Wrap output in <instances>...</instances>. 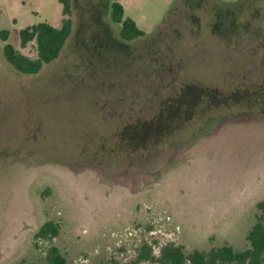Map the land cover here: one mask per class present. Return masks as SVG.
<instances>
[{"label":"rangeland","instance_id":"1","mask_svg":"<svg viewBox=\"0 0 264 264\" xmlns=\"http://www.w3.org/2000/svg\"><path fill=\"white\" fill-rule=\"evenodd\" d=\"M70 1L65 16L58 0H0V30H8V42L32 59L36 45L22 48L19 31L39 22L60 28L64 19L71 20V34L59 57L36 75H21L9 66L0 42V264H47L49 247H56L66 264H128L147 248L158 258L167 244L185 253L226 244L237 251L247 248L256 204L264 200V123L233 122L218 131L214 123L205 130L193 124L173 138L178 146L161 145L154 157L130 148L127 152L117 132L110 141L92 145L85 139L93 127L98 136L108 134L104 128L109 126L101 121L106 102L131 115L128 124L149 118L138 107L122 106L117 97L114 101L105 94L120 90L119 84L110 87L105 81L116 63L95 60L108 53L98 48L100 42L119 44L120 26L111 20L113 2L124 7L125 16L142 32L160 29L157 37L165 38V45L155 49L159 63L175 72L179 90L185 69L202 79L222 81L230 74L220 53L211 54L208 40L217 37L188 32L197 24L190 23L192 17L199 18L204 32H211L212 15H236L254 42L239 52L245 62L238 68V83L264 79V0ZM93 29L105 32L106 40H96ZM151 42L150 37L133 42L120 53L135 55L138 43ZM189 43L198 52L187 50ZM200 50L206 55H199ZM132 59L126 57L125 71L118 64L114 75L145 69ZM207 85L226 87L230 93L245 86ZM220 113L206 121L236 115ZM47 222L58 225L57 236L37 239Z\"/></svg>","mask_w":264,"mask_h":264},{"label":"flooded vegetation","instance_id":"2","mask_svg":"<svg viewBox=\"0 0 264 264\" xmlns=\"http://www.w3.org/2000/svg\"><path fill=\"white\" fill-rule=\"evenodd\" d=\"M235 16L236 15H212V19L215 20V22L213 23L211 32L209 30L204 32V30L199 27L200 21L198 17L190 18V23L192 25L197 23V27L195 25L192 30L188 29V32L194 35H204V33H206L208 36L214 35L219 39L217 40V38L213 39L210 37V40H208V44H211L213 48L211 54L220 53V61L228 66L230 74L225 76L222 81L217 80V78L202 79L201 77L198 78L188 74L183 65L185 71H183V75L180 76H185L186 80L182 82L185 84L182 88L180 87L179 90H176L174 87L176 83L175 72H172L173 70H168L169 67L167 65L161 67L159 63L157 51L155 49L165 45L163 44L165 38L157 37V35H160L159 28L150 35L149 33L143 32L144 35L130 41L122 40L119 37L120 39L117 38L119 44L110 43L108 41L100 42L98 48H103L107 50L106 52L108 53L104 58L97 56L95 60L102 59L107 62L116 63L113 66L114 70L112 74H109L105 81L110 87L116 86L115 84H119L120 86L119 92L108 91L105 92V94H109L113 100L117 97L119 100L118 104L122 106L128 103L129 106H131L130 109L138 107L137 111L141 114L148 115L149 118L144 119L141 117L134 121L135 123L128 124L127 116L131 115H128L126 112H120V110L117 109V105L112 103V101L106 102L102 107L104 109L102 115H104L103 117L105 118L101 121L103 125L106 124L109 126H105L107 128H104V130L108 131V134L98 136L95 133V127L90 128V132L85 139L88 141V145L96 144L99 141H110V138H113L112 134L117 132L120 137L119 141L122 142L121 147L126 148V151L127 148H130L140 154L148 153L151 154V157H154L158 155V149L161 145L166 144L169 147L178 146L177 143L174 144L173 138L193 124H201V126H203L202 128L205 130L208 126H211L210 124L214 123V131H218L223 128V126L233 122L246 125L264 123V79L260 81L261 84L254 82H250L251 85L238 83V68L243 67V62H245L243 57L242 59L239 58V52L246 46V50H248L254 42L253 34L249 31L250 29L244 30V28H246L245 25L238 23L237 21L240 19ZM239 18L241 17L239 16ZM238 25L242 28H238ZM223 34L229 35L223 37ZM93 35L96 40H106L105 32L99 29H93ZM149 37L150 39L152 38L151 44L138 43L135 48V55L126 54L124 52L120 53L122 52L120 49L124 46L128 47L133 42H140ZM228 37L230 39H228ZM192 43L196 44L194 46L199 44L193 38ZM205 44H207V42H205ZM93 45L95 44H91L90 47ZM188 45H190V43ZM202 47L205 48V45ZM217 47L219 48L218 51ZM186 49L198 52V50L194 49L191 45ZM91 52L96 51L92 49ZM117 52H119V54H117ZM199 55H206V50H200ZM127 56H133L131 61L132 63H136V67L139 66L142 68L144 66L145 69H137L136 75H114L118 64H121L124 71L126 70L125 63L127 61L125 59ZM148 59L150 65L146 64ZM191 78L199 80L197 83H190L189 79ZM211 81L221 85L231 83L237 85L243 84L245 86L239 85L236 87L235 91L230 93V89L223 86L219 88L208 86L207 83ZM94 99L95 95L93 97V111L98 115V110L95 109L96 104L94 103ZM221 111H231V114L236 115L233 118L219 117L211 121H206L207 116L221 114ZM127 152L123 151L124 154H129Z\"/></svg>","mask_w":264,"mask_h":264},{"label":"trees","instance_id":"3","mask_svg":"<svg viewBox=\"0 0 264 264\" xmlns=\"http://www.w3.org/2000/svg\"><path fill=\"white\" fill-rule=\"evenodd\" d=\"M65 16L70 14V0H58ZM112 21L120 26L119 37L130 41L144 35L137 24L125 16L124 7L117 1L110 6ZM71 34V20L64 19L60 28H55L46 22L27 26L19 31V41L22 48L29 43L36 45V58L32 59L21 54L9 40V31L0 30L2 56L5 62L21 75H36L40 70L54 62L60 55L66 40ZM256 221L249 230L246 240L247 248L234 250L229 245L212 248L209 251L193 250L185 253L174 244L164 245L158 258L151 254V249L143 247L145 253L128 264H140L150 260L156 264H264V200L256 204ZM57 224L47 222L42 225L35 237L51 240L58 234ZM47 264H66L65 258L56 247H49L46 255Z\"/></svg>","mask_w":264,"mask_h":264}]
</instances>
